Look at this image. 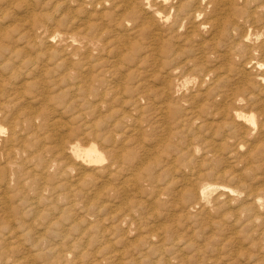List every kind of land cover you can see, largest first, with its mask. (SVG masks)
Returning <instances> with one entry per match:
<instances>
[{"label": "bare ground", "instance_id": "bare-ground-1", "mask_svg": "<svg viewBox=\"0 0 264 264\" xmlns=\"http://www.w3.org/2000/svg\"><path fill=\"white\" fill-rule=\"evenodd\" d=\"M243 243L264 259V0H0V264Z\"/></svg>", "mask_w": 264, "mask_h": 264}, {"label": "rangeland", "instance_id": "rangeland-1", "mask_svg": "<svg viewBox=\"0 0 264 264\" xmlns=\"http://www.w3.org/2000/svg\"><path fill=\"white\" fill-rule=\"evenodd\" d=\"M76 129H81V127H79V126H77V128ZM239 167H241V166H239ZM236 169H238V168H236ZM205 170H206V168H205ZM183 225H185V223L184 222H180V226L179 227H177V229L180 231H178L177 229V231H176V233H181V234H184V237H186V239L187 238H191L192 237V239H193V244H194V246H195V248H198V249H200V250H204V249H206V248H208V249H214L215 248V245H214V243H210L211 245H213V246H206L207 244H209L208 243V239H209V234H210V231H209V229H207L206 227H207V225H209V224H205L206 222H199V223H196V224H193V225H195L196 227H197V229L195 228V232H196V236H193L192 235V233H191V231H192V228H189L190 230H188L187 232L186 231H184V226H182V224ZM215 225H217V223H215ZM182 226V227H181ZM210 226V225H209ZM182 231H184V232H182ZM216 233L218 234V236H221V237H224V236H226V235H228V233H229V229H228V227L227 226H225V225H223V224H221L219 227H217L216 228ZM185 232L187 233V235L185 234ZM239 232L241 233V237H242V240L243 241H246L247 240V238L249 237V236H251V233H252V231L251 230H247V229H244V228H241V229H239ZM192 235V236H191ZM201 235V236H200ZM205 236V238L203 237V236ZM187 236H189V237H187ZM189 238V239H190ZM195 239V240H194ZM253 244V243H252ZM206 246V248H205V246ZM219 245H221V246H223L222 244H219ZM219 245H218V247H219ZM201 246H203L202 248H201ZM238 247H240V248H238ZM235 249H239V251L243 254V255H245V254H247V255H249V256H253V258L255 259V257L257 258L256 260H253V259H246V257H243L242 258V260L241 261H235V262H233V263H228V264H253V263H256V262H259V263H264V259L263 260H261L260 259V255L259 254H257V255H252V253H249L248 252V250L250 249V246L247 244V243H243V244H241V245H234V244H230V245H227V246H223V250H221L223 253L225 252V253H228V252H230L231 250H235ZM197 254V251H195V252H193L192 254ZM192 254H190V255H192Z\"/></svg>", "mask_w": 264, "mask_h": 264}]
</instances>
